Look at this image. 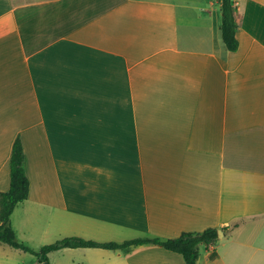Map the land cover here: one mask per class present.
<instances>
[{
    "label": "crops",
    "instance_id": "obj_1",
    "mask_svg": "<svg viewBox=\"0 0 264 264\" xmlns=\"http://www.w3.org/2000/svg\"><path fill=\"white\" fill-rule=\"evenodd\" d=\"M233 3L231 52L219 0H0V193L19 138V242L216 228L196 264H264V0ZM68 252L186 264L153 244L48 256Z\"/></svg>",
    "mask_w": 264,
    "mask_h": 264
},
{
    "label": "trees",
    "instance_id": "obj_2",
    "mask_svg": "<svg viewBox=\"0 0 264 264\" xmlns=\"http://www.w3.org/2000/svg\"><path fill=\"white\" fill-rule=\"evenodd\" d=\"M221 12L220 33L228 51L234 52L238 48L236 39L235 7L231 0H219ZM25 154L21 140L17 138L12 146L9 161L10 185L6 192L0 193V243L15 249H20L37 255L40 262L50 264L48 254L63 248H103L109 250L128 251L132 246L153 244L170 252L182 255L186 264H196L200 245H210L217 240V229L208 228L201 232H186L176 238L142 237L123 242H96L80 237H64L52 244L43 246L38 252L19 243L10 225V215L14 208L27 199L29 180L25 169ZM236 222L232 225L235 228ZM226 229V228H225Z\"/></svg>",
    "mask_w": 264,
    "mask_h": 264
},
{
    "label": "rangeland",
    "instance_id": "obj_3",
    "mask_svg": "<svg viewBox=\"0 0 264 264\" xmlns=\"http://www.w3.org/2000/svg\"><path fill=\"white\" fill-rule=\"evenodd\" d=\"M57 240L52 238V236H48L45 239V242H43V244L36 245L35 242L33 243L32 247L36 249V252H38L43 246L52 244ZM19 243L27 246V244H24L23 242H19ZM0 259H1V264H39L40 263V258L37 255H34L30 252H26L20 249H15L7 244H0ZM48 260L50 264H74V263L80 264V262H83L81 261V258L79 256L70 255V252H68L64 256L61 253H55L50 257L48 256Z\"/></svg>",
    "mask_w": 264,
    "mask_h": 264
},
{
    "label": "water",
    "instance_id": "obj_4",
    "mask_svg": "<svg viewBox=\"0 0 264 264\" xmlns=\"http://www.w3.org/2000/svg\"><path fill=\"white\" fill-rule=\"evenodd\" d=\"M233 2V0H231ZM223 236V231L222 230H217V237L220 238Z\"/></svg>",
    "mask_w": 264,
    "mask_h": 264
}]
</instances>
